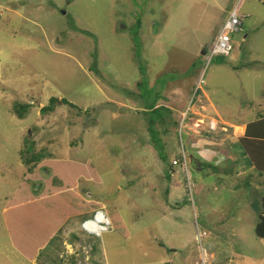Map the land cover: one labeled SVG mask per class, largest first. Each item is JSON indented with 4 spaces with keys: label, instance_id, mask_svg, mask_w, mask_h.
Masks as SVG:
<instances>
[{
    "label": "rangeland",
    "instance_id": "1",
    "mask_svg": "<svg viewBox=\"0 0 264 264\" xmlns=\"http://www.w3.org/2000/svg\"><path fill=\"white\" fill-rule=\"evenodd\" d=\"M235 8L243 30L226 32L224 47L230 46V52L211 57L208 52ZM157 95L158 104L172 109L171 120H154L161 150L169 153V162H179L177 116L191 161L189 180L175 168L172 185L168 161L159 157L148 132L153 113L147 107ZM51 97L57 100L54 110L41 111ZM105 103L118 110L104 108ZM20 104L29 105L23 117ZM261 114L264 0H0V200L28 173L26 159L32 154L44 159L50 153L72 169L70 177L59 176L63 182L58 184L42 169L37 175L41 184L28 179V197H43L48 209L68 219L69 229L58 232L51 247L40 252L42 259L51 256L57 264H72L79 256L78 264H155L158 259L195 264L208 251L207 264H240L243 256L246 264H264V241L254 231L258 215L253 198L235 188L243 179L225 161L234 145L227 142L230 134L200 138L209 125L225 130L223 120L242 124ZM199 140L198 150L208 151H197ZM212 152L222 155L216 157L220 164L212 161L218 167L200 165ZM237 155V169L252 170ZM212 181H223V188L215 189L218 197L208 194ZM168 185L178 194L174 207L188 205V223L193 217V230L205 232L201 241L189 238L190 246L177 252L159 243L162 230H168L159 216L165 212L160 202L170 201ZM204 193L213 204L211 211L208 202L201 205ZM98 202L114 224L113 232L101 239L81 228L88 216L80 214L92 212L97 206L88 203ZM203 226L206 231L198 228ZM208 241L217 254L213 260ZM21 261L0 215V264Z\"/></svg>",
    "mask_w": 264,
    "mask_h": 264
},
{
    "label": "trees",
    "instance_id": "2",
    "mask_svg": "<svg viewBox=\"0 0 264 264\" xmlns=\"http://www.w3.org/2000/svg\"><path fill=\"white\" fill-rule=\"evenodd\" d=\"M240 19L242 21V24H241V30L239 32H241L243 30L242 29V25H243L242 17H240ZM229 55H222V56H229ZM218 56H221V55H218ZM234 68L238 69L239 67L236 66ZM199 90L200 89L197 87L195 93H198ZM158 97H160V95H157L156 101L152 102L149 105V107H147L148 110H150L151 113H153V116L151 117V121L149 122V128H148V132L150 134V139H151L154 147L159 149V153L157 152L159 157L163 161H168L169 169L167 170V176L170 178V175H171V173H173L175 171V168L180 167L184 176H186L188 178L187 170H188L189 174H191V172H192L190 169V162L191 161L190 162L187 161V170H186L183 167L182 163H183L184 156H186V160H187V156L189 157V155L187 153L185 143L182 144V142L184 141V137L182 136V133L184 132L185 128L178 129L180 126V121H179L180 118L179 117L176 116V118H175L176 120L174 121V123H175L174 126H176L175 133H176V136L178 138V143L182 146L181 154H177L179 157V159H178L179 162L178 163H176L177 161L175 163L173 161L169 162V160H168L169 159V156H168L169 153L166 154V150L164 148L161 150V148H160L162 141H161V138L159 137V134H158L159 132L156 131V129L154 130V128H155L154 127L155 126L154 120H156V118H160V119H162V121H165L167 118L169 120H171L172 119V109L169 108L168 106H164V104H162V105L158 104L159 99H160ZM63 101L66 104L70 105L71 107H74V105H75L72 102L66 100L65 98L63 99ZM194 101H195V99H194ZM55 103H57L56 98L51 97L49 104L44 106L43 108H41V111H44V112L53 111ZM28 107H29V105H24V104H20L18 106V108H22V110H20L18 113L20 117H23V114H24V112L27 111ZM18 108H16V109H18ZM187 113H188V115H193L192 114L193 112H187ZM169 115H171V119L169 118L170 117ZM180 130H181V132H180ZM207 130H208V132H206L203 136H201L200 137L201 139L202 138L211 139V136H212V138L218 140V138H219L218 133H220V135L222 136V135H224L223 133L225 132V130H222L220 128H217V129L213 128L211 125L207 126ZM199 141H200V144L196 145V147H195L198 152L200 151L198 149H200L201 144H202V141L201 140H199ZM238 144H239V148L243 154L242 157L247 159L248 164H250L249 166L256 173L259 174V176L262 178L263 183H264V115L261 114L257 119L247 123V125L244 128L243 136H240L238 138ZM214 146H216V145H214ZM227 154H229L228 158L226 159L227 161H231L233 163H235V162L238 163V161H239L238 156H235L233 154V152H230ZM43 156L45 157L44 159H41L40 158L41 156H39V155L35 156L34 154L27 157L26 164H27V166H29L28 172L29 173L31 172L35 175H33V177H29V178L27 177V182H25V183H28V179H29V181H34V182H37V184H41L39 182V178L37 175L39 173V176H41L40 172L42 170L48 174L52 173L50 180L52 182H55L56 184L63 182V180H61L59 178V176H61V175L64 176V174L66 175V177H67V175L69 177L71 176L70 171H72V169L67 168L68 167L67 162H62V161L60 162L59 161L57 163H54V162L48 161V162L43 163L41 166H39V163H41L47 157H50L52 155L50 153H46ZM221 156L222 155L221 154L218 155L217 152H212L211 157L205 159L204 160L205 162H201V160H200V165L202 163L203 165L206 164L207 167L210 169H211V167L216 168L218 166L214 165V163H212V161L216 162V163H220V162L216 161V157L220 159ZM224 156L226 157V155H224ZM52 158H54V157H52ZM69 161H71V160H69ZM81 162H83V161H81ZM244 169H243V171H244ZM237 170H239V169H237ZM230 172H232V171L230 170ZM95 176L98 177L97 175H95ZM44 179H47V178H44ZM71 180H73V179H71ZM245 180H246V182L244 184L240 185V187L245 186L246 188H248L250 186L249 175H247ZM73 182H74V180H73ZM25 185H23L22 191L24 190ZM26 187H27V185H26ZM45 190L48 191V187H46ZM254 195H255V198L252 201V206H253V211L255 210L256 214L258 215V220H257V224L255 227V233L257 236L264 238V194L262 195L261 198H260L258 193H255ZM29 200L31 201L30 198H29ZM17 201H19V199H17ZM91 202H93V201H91ZM24 203H29V202H24ZM12 204L13 203L9 204V207H8L10 211L8 210L9 212L7 213V216L5 219V227L7 229L8 234H9L10 241L14 245V249L19 253V255H21V257H23L26 260L31 262V261H33V259L35 257L39 256V254H37V253H39L41 247H43L42 245L44 243L47 244L48 242H50L54 236L50 235V233H48V234H45L46 232L43 233V230H41V228L37 225V222L41 221V219L39 217L34 216V210L33 209H28V207L25 206L26 209L23 208V210H20V209L14 210V208H12ZM88 205H90L91 207H93L95 205L97 206L96 208L95 207L90 208L93 211L95 209H97L98 207H103V203H101V202H98L95 204H89L88 203ZM72 210H74V211H72ZM72 210H71L72 214H76V209L72 208ZM93 211L92 212H87V211L82 212L81 215H83L84 218H86L87 216L90 217L91 215L89 216V214L93 213ZM115 218H116V216H115ZM115 223H116V225H119L118 224L119 218H118V221L116 219ZM54 235H56V234H54ZM79 253H80V251H79ZM79 257L75 258V256H73V258H75V259L72 260V264H78L80 262V260H78V262H77V258H79ZM82 258L84 261V257H82ZM49 261L51 262V264L52 263L57 264L56 260H53V258L51 256L47 257V259H45V261H43V262L46 263ZM43 262H42V264H44Z\"/></svg>",
    "mask_w": 264,
    "mask_h": 264
},
{
    "label": "crops",
    "instance_id": "3",
    "mask_svg": "<svg viewBox=\"0 0 264 264\" xmlns=\"http://www.w3.org/2000/svg\"><path fill=\"white\" fill-rule=\"evenodd\" d=\"M205 103L208 104V101L205 100ZM257 118H255V119H257ZM251 121H253V119L250 120L249 122H251ZM224 123H226L227 125L224 124ZM247 123L248 122L240 124V123L228 122L226 120H223L222 123H221L222 126H225L226 125V129H225L224 135L230 134L232 136L230 138V135H229V137H226V139H227V142L231 141L232 143H234L232 152H233V154L235 156H238L237 153H240L241 156L243 155L242 154V151L239 148L238 138L240 136H243L244 128L247 125ZM235 128H240L239 132L238 131L236 132V129ZM222 144H223V142H222ZM225 144H227V143H225ZM203 149H201V150H203ZM204 150L208 151L209 149H204ZM211 154H209V155H211ZM48 158L51 159V162H54V163L59 162V161H55L51 157H48ZM225 161H227V160H225ZM45 162H48V161L45 159V161L43 163H45ZM223 163H227V162H223ZM237 164H238L237 162L233 163V165H235V169H236L235 174H237V175H239V176L242 177V179L244 180L243 181V184L246 182L245 178L247 177V175H249V180H250V177H253V179L250 180V186L248 188H246L245 186L244 187H240V185H236L235 188L238 189L239 191H241V189H242L244 192L245 191L248 192L252 196L253 199L255 198V195H254L255 193H258L259 196H260V198H261L262 195L264 194V183H263L262 178L259 176L258 173L255 172L256 174H254L252 172V170H253L252 168H251L252 170L243 171V172L237 170V167H236ZM28 173L26 175L22 176L21 179H19V181L15 184L12 192L9 194L8 197H6L5 200H0V215L2 216V218L4 220V226H5V219H6L7 213L10 211L9 208H8L9 207V204L13 203L12 204V208H14V210L15 209L16 210L17 209L23 210V208H25V206H27L28 209H33L34 210V216L39 217L41 219V221H40L41 223L38 226L41 228V230H43V233L44 232H46L45 234L50 233V235L54 236L53 239L51 240V241H53L55 239V237H58V235H61L58 232L62 231V229H69L68 226L66 225L67 222H68V219L66 218L65 220H63L64 219L63 218L64 217V214H59L58 212L52 211L51 209H53V208L48 209L50 207H47V204L48 203L43 202V199H42L43 197L37 198V197L32 196V197H30V199H31L32 202L29 200L28 195L31 194L30 193V190L32 188V184H31V182L25 183V182H27L26 180H27V177L29 176ZM33 175H35V174H33ZM29 177H31V176H29ZM169 179H170L171 185H172V182H173V173H172V176H170ZM212 182H213L214 185H212L211 189H209L208 194L209 195L210 194L211 195H214L215 194L218 197V193L215 192V189L217 187H222L223 188V185L221 184L223 181H218V182L217 181H212ZM215 182H217V183H215ZM24 183L27 185V187H26V185ZM185 184H184V186H185ZM198 184H201V186L199 187V190H201V188L204 186L203 185L204 182L203 181H200V183H198ZM23 185H25L24 186V190H23L24 192L22 191ZM29 188H30V190H29ZM167 188H168V190H170L169 193H168V196H167V198L170 201L166 200L165 205H164V203H162V201L160 202L162 204L161 205V208L163 210L165 208V212H163L159 216H161L160 217L161 218L160 220L164 221L163 225L164 226H167L168 227V230L167 231H163L162 230V233L163 234L161 235V239H159V243L162 244L161 247H164L166 245L167 247L173 249V251L177 252V251L182 250L183 248L186 249L187 246H190V244L193 242V240H192V242H190L189 238L190 239L191 238H194V241L195 240L197 241L198 234L196 233V231H194L195 228L193 227V223H194L193 222L194 221L193 220V217L192 218L190 217V219L192 220V222L188 223V220H187L188 214L190 215L192 213L189 210V208H187L188 205H185L183 207H180V205L174 207V205H178L177 204V202H178L177 201L178 194L177 193H173V189H169V185H168ZM184 189H185V191L187 193L186 187H184ZM212 189H214V192L210 191ZM35 190H36V187H35ZM182 193L185 196L188 194V193L185 194V192H182ZM203 195L204 196L202 198L201 205H203V203L208 202V195H205V193ZM206 197H207V201H205V198ZM17 199H19V201H17ZM24 202H29V203H24ZM194 203H195V199H194ZM208 204H209V207H207V208L210 210V206L213 205V204L210 203V202H208ZM53 205H54V207H57L58 206L57 202H55ZM252 210H253V206H252ZM166 213L172 214L173 216L170 217V218H168V216L166 215ZM118 218H119V223H118L119 225L116 226V229H120L119 226L122 224V219H121L120 215H117L116 216L117 221H118ZM143 221H144V218H143ZM256 224H257V222H256ZM143 225L140 226V228H139L140 232L139 233H141V231H143V228H142ZM255 227H256V225H254V231H255ZM193 228H194V230H193ZM198 228H203L205 231L207 230V226L206 227H204V226L203 227H198ZM200 230H202V229H200ZM215 230L218 231L217 229H215ZM220 230H222V229L219 228V231ZM183 231H184V233H183ZM178 232H180V234ZM193 232H194V234H193ZM54 234H56V235H54ZM257 237L260 238V239H262V241H264V238H261L259 236H257ZM51 241L48 242L47 244L44 243L42 245L43 247H41L39 253H37V254H40L41 251L45 250L48 247H51V244H52ZM209 245H210V247L208 246L207 248L209 250H213V251H210L209 258L211 260H213V259H215V257L217 256V254H216V251L214 250V246L212 245L211 242H209ZM103 252H104V254L106 256L105 249L103 250ZM205 254L207 256L208 255V251H206ZM201 255H202V251H201V253L198 254V257H200ZM41 258H40V255H39L38 257H35L33 259V261H31V262L28 261V260H26L25 258H23L25 260V262H22L21 261L19 264H42V262L45 261V258L47 259L46 256H45L44 259H41ZM195 259H197V258H195ZM161 260L162 259H160V260L158 259V261L156 260L155 264H170V263H161ZM197 260H195V262ZM43 263L44 264H51L50 261L49 262H46V263L43 262ZM246 263H247V261L245 260V257L244 256L241 257L240 264H246ZM172 264H173V262H172Z\"/></svg>",
    "mask_w": 264,
    "mask_h": 264
},
{
    "label": "built area",
    "instance_id": "4",
    "mask_svg": "<svg viewBox=\"0 0 264 264\" xmlns=\"http://www.w3.org/2000/svg\"><path fill=\"white\" fill-rule=\"evenodd\" d=\"M241 24L242 21L240 17L238 18L236 16V11H233L231 13L230 18L229 17L227 18L223 27L221 28L220 33L217 37V41L215 42L214 46L208 52L211 57H214L218 54H228L230 52L231 50L230 46L227 48L224 47L225 44H227L229 41V36L227 35L226 32H239L241 30ZM222 51H227V52H222ZM182 164L183 167L187 170L186 156H184ZM187 176L189 180L191 174L188 173V170H187ZM108 214L109 213L104 206L98 207L93 211L90 217L83 220L81 224L82 230L85 231L87 234L97 238L98 237L100 238V236H102L103 234L112 232L114 230V224L111 220V217H109ZM204 234H202V232H199L197 236V240L201 241L202 239L201 237ZM204 257H206V255H204ZM204 257L202 256V258H200L199 261H196L195 264H207L206 258Z\"/></svg>",
    "mask_w": 264,
    "mask_h": 264
},
{
    "label": "water",
    "instance_id": "5",
    "mask_svg": "<svg viewBox=\"0 0 264 264\" xmlns=\"http://www.w3.org/2000/svg\"><path fill=\"white\" fill-rule=\"evenodd\" d=\"M104 108H107V109H110V110H113V111H117L118 110V106L115 105L114 103H105L103 105Z\"/></svg>",
    "mask_w": 264,
    "mask_h": 264
},
{
    "label": "bare ground",
    "instance_id": "6",
    "mask_svg": "<svg viewBox=\"0 0 264 264\" xmlns=\"http://www.w3.org/2000/svg\"><path fill=\"white\" fill-rule=\"evenodd\" d=\"M235 11L237 12V10H236V8H235ZM230 14V13H229ZM230 16H231V14L230 15H228L227 17H229L230 18ZM236 16L239 18V17H241L239 14H237L236 13Z\"/></svg>",
    "mask_w": 264,
    "mask_h": 264
},
{
    "label": "clouds",
    "instance_id": "7",
    "mask_svg": "<svg viewBox=\"0 0 264 264\" xmlns=\"http://www.w3.org/2000/svg\"><path fill=\"white\" fill-rule=\"evenodd\" d=\"M227 18H228V17H227ZM227 18H226V20H227ZM226 20H225V21H226ZM225 21L223 22V24H222V25H224ZM222 27H223V26H222ZM112 232H113V231H112ZM110 233H111V232H110ZM106 234H107V233H106ZM98 238H99V237H98ZM100 239H101V238H100Z\"/></svg>",
    "mask_w": 264,
    "mask_h": 264
}]
</instances>
